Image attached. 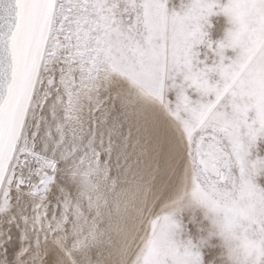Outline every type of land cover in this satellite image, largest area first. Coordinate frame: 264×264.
<instances>
[{"label":"snow or ice","instance_id":"1","mask_svg":"<svg viewBox=\"0 0 264 264\" xmlns=\"http://www.w3.org/2000/svg\"><path fill=\"white\" fill-rule=\"evenodd\" d=\"M0 264H264V0H0Z\"/></svg>","mask_w":264,"mask_h":264}]
</instances>
